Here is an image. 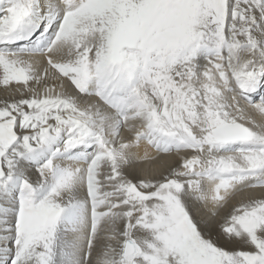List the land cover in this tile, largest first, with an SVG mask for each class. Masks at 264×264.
Wrapping results in <instances>:
<instances>
[{
    "label": "snow or ice",
    "instance_id": "6c2138e0",
    "mask_svg": "<svg viewBox=\"0 0 264 264\" xmlns=\"http://www.w3.org/2000/svg\"><path fill=\"white\" fill-rule=\"evenodd\" d=\"M0 264H264V0H0Z\"/></svg>",
    "mask_w": 264,
    "mask_h": 264
}]
</instances>
